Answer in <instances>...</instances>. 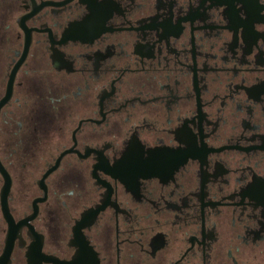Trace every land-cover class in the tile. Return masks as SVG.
I'll return each mask as SVG.
<instances>
[{"label":"flooded vegetation","instance_id":"1","mask_svg":"<svg viewBox=\"0 0 264 264\" xmlns=\"http://www.w3.org/2000/svg\"><path fill=\"white\" fill-rule=\"evenodd\" d=\"M1 256L264 264V0H0Z\"/></svg>","mask_w":264,"mask_h":264},{"label":"rangeland","instance_id":"2","mask_svg":"<svg viewBox=\"0 0 264 264\" xmlns=\"http://www.w3.org/2000/svg\"><path fill=\"white\" fill-rule=\"evenodd\" d=\"M14 187H15V191H16L15 203L18 204L22 201V194H20V190L18 188L19 187L18 183H16L14 185ZM27 193H28V196L31 194V187H29V186L27 187ZM28 199H29V197H28Z\"/></svg>","mask_w":264,"mask_h":264},{"label":"water","instance_id":"3","mask_svg":"<svg viewBox=\"0 0 264 264\" xmlns=\"http://www.w3.org/2000/svg\"><path fill=\"white\" fill-rule=\"evenodd\" d=\"M8 225H9L8 230H9V232H10V230H11V225H10L9 218H8ZM8 250H9V248H8ZM0 264H5L4 261H3V257H2V256L0 257Z\"/></svg>","mask_w":264,"mask_h":264}]
</instances>
